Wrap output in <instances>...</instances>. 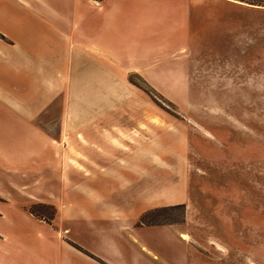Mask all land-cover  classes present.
<instances>
[{
  "label": "rangeland",
  "instance_id": "374dc122",
  "mask_svg": "<svg viewBox=\"0 0 264 264\" xmlns=\"http://www.w3.org/2000/svg\"><path fill=\"white\" fill-rule=\"evenodd\" d=\"M230 1L158 0V88L131 76L139 98L112 104L106 172L58 147L64 98L36 111V127L51 130L52 189L29 210L89 264H264V0ZM9 186L0 180L8 200L26 201ZM34 231V264L67 259Z\"/></svg>",
  "mask_w": 264,
  "mask_h": 264
},
{
  "label": "crops",
  "instance_id": "0c3cea01",
  "mask_svg": "<svg viewBox=\"0 0 264 264\" xmlns=\"http://www.w3.org/2000/svg\"><path fill=\"white\" fill-rule=\"evenodd\" d=\"M93 1L0 0V180L10 184L16 196L26 198L17 203L0 192L4 203L0 219L10 227L0 228V264H34V252L25 246L34 239L36 228L45 244L53 240L66 253L67 259H55V264L88 263L60 240L57 228L29 210L35 199L47 200L45 194L49 196L52 189L47 170L51 142L46 139L47 150L42 142L51 130L36 127V111L51 98H64L58 147L74 146L80 156H88L90 166L106 172L99 158L104 164L113 156L116 131L106 125L114 114L112 104L139 98L131 76L158 88V10L162 8L158 0H96L98 6ZM166 1L187 7L193 0ZM80 103L91 104V109H75ZM77 119L91 121L84 126L73 122ZM85 138L95 150L79 142ZM138 161L146 176L145 157ZM76 164L81 165L78 159ZM124 172L137 174L130 168ZM80 177L78 186L83 182Z\"/></svg>",
  "mask_w": 264,
  "mask_h": 264
},
{
  "label": "built area",
  "instance_id": "2783aa9c",
  "mask_svg": "<svg viewBox=\"0 0 264 264\" xmlns=\"http://www.w3.org/2000/svg\"><path fill=\"white\" fill-rule=\"evenodd\" d=\"M92 4H93V6H98V2H97L96 0H94V1L92 2Z\"/></svg>",
  "mask_w": 264,
  "mask_h": 264
},
{
  "label": "trees",
  "instance_id": "16d2710c",
  "mask_svg": "<svg viewBox=\"0 0 264 264\" xmlns=\"http://www.w3.org/2000/svg\"><path fill=\"white\" fill-rule=\"evenodd\" d=\"M235 1H239V0H235ZM264 3V2H263ZM250 4H252V5H257V4H253V3H250ZM258 6H260V5H258Z\"/></svg>",
  "mask_w": 264,
  "mask_h": 264
}]
</instances>
